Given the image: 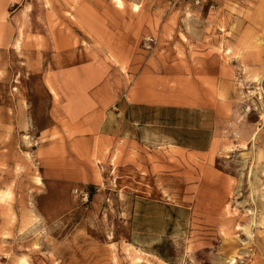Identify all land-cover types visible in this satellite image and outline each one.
I'll return each mask as SVG.
<instances>
[{
    "label": "rangeland",
    "instance_id": "1",
    "mask_svg": "<svg viewBox=\"0 0 264 264\" xmlns=\"http://www.w3.org/2000/svg\"><path fill=\"white\" fill-rule=\"evenodd\" d=\"M195 1L0 0V101L22 88L36 133L67 69L84 88L185 70L213 103L154 115L174 140L81 159L94 182L0 166V264H264V0Z\"/></svg>",
    "mask_w": 264,
    "mask_h": 264
},
{
    "label": "crops",
    "instance_id": "2",
    "mask_svg": "<svg viewBox=\"0 0 264 264\" xmlns=\"http://www.w3.org/2000/svg\"><path fill=\"white\" fill-rule=\"evenodd\" d=\"M80 69L66 70V88H61L57 75H50L52 88L46 89L53 103L55 122L37 133L31 130V112L24 105L22 88L11 102L0 101V166L7 169L21 166L32 173L37 170L43 180L94 182L96 171L86 174L78 165L81 159L87 162L89 158L102 156L106 148L116 144H148L162 138L169 141L173 138H154L157 137L152 131L157 128L151 119L154 115L213 107L211 97L194 96L184 82L178 81L186 76L185 70L171 68L160 75L144 70L130 88L69 86L68 79ZM158 76L164 78L157 80ZM173 78H177V84L170 88ZM163 122L160 123L163 126L170 124L167 120ZM213 140L207 139L202 149L182 144L174 147L207 152Z\"/></svg>",
    "mask_w": 264,
    "mask_h": 264
},
{
    "label": "built area",
    "instance_id": "3",
    "mask_svg": "<svg viewBox=\"0 0 264 264\" xmlns=\"http://www.w3.org/2000/svg\"><path fill=\"white\" fill-rule=\"evenodd\" d=\"M184 1H187V0H174L175 3H178V2H184ZM195 2H196L197 4H200V3H201V0H196ZM75 193H76L79 197H82L83 199L88 200V193L85 192L84 190H80L79 188H76Z\"/></svg>",
    "mask_w": 264,
    "mask_h": 264
}]
</instances>
